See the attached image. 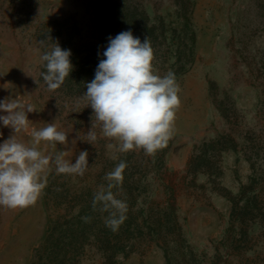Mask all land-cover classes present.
<instances>
[{
  "label": "rangeland",
  "instance_id": "obj_1",
  "mask_svg": "<svg viewBox=\"0 0 264 264\" xmlns=\"http://www.w3.org/2000/svg\"><path fill=\"white\" fill-rule=\"evenodd\" d=\"M123 31L149 37L155 69L182 90L175 135L153 155L109 150L98 123L87 143L93 110L80 97ZM49 36L73 65L55 91L41 77ZM6 97L36 109L19 141L56 121L69 133L57 151L75 163L86 150L89 168L53 169L35 205L0 206V264H264V0H0ZM0 133V144L14 134L2 123ZM120 161L113 192L128 210L113 231L93 198Z\"/></svg>",
  "mask_w": 264,
  "mask_h": 264
},
{
  "label": "clouds",
  "instance_id": "obj_2",
  "mask_svg": "<svg viewBox=\"0 0 264 264\" xmlns=\"http://www.w3.org/2000/svg\"><path fill=\"white\" fill-rule=\"evenodd\" d=\"M108 40L104 59L100 60L94 78L85 85L87 91L80 97L93 110L87 143L92 145L97 141L98 123L102 137L114 141L106 145L109 150L118 153L143 150L153 155L166 148L175 135L181 87L175 73L169 71L160 75L155 69L149 37L141 42L131 31H123ZM38 43L41 48L50 49L40 55L46 69L41 77L47 89L55 91L73 70L71 51L52 42L50 36ZM35 111V106L24 103L21 97L0 100V112L6 113L0 115V123L14 133L0 144V206L8 209L35 205L53 169L56 174L83 176L89 168L86 150L79 153L75 163L66 159L71 149L57 151L58 144L68 147L69 133L58 130L56 121L39 129L32 127L29 143L17 139L18 133L29 129L28 113ZM76 142L73 139L72 146ZM126 167L127 164L120 161L107 173V187L101 185L93 198L94 209L99 204L101 211L109 212L105 223L113 231L123 224L128 210L126 202L113 192L123 180Z\"/></svg>",
  "mask_w": 264,
  "mask_h": 264
},
{
  "label": "trees",
  "instance_id": "obj_3",
  "mask_svg": "<svg viewBox=\"0 0 264 264\" xmlns=\"http://www.w3.org/2000/svg\"><path fill=\"white\" fill-rule=\"evenodd\" d=\"M85 224H86V223H85ZM84 229H85V226H84ZM73 234H74V231H73ZM69 237H70L72 240L75 241V238H76L77 236L74 234V236H69ZM71 239H70V240H71ZM70 240H69V241H70Z\"/></svg>",
  "mask_w": 264,
  "mask_h": 264
}]
</instances>
